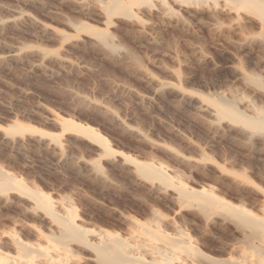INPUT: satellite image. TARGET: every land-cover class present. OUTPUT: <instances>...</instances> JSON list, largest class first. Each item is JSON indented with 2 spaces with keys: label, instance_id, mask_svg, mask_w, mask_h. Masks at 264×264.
Returning a JSON list of instances; mask_svg holds the SVG:
<instances>
[{
  "label": "rangeland",
  "instance_id": "1",
  "mask_svg": "<svg viewBox=\"0 0 264 264\" xmlns=\"http://www.w3.org/2000/svg\"><path fill=\"white\" fill-rule=\"evenodd\" d=\"M120 1L127 14L107 11L109 0H0L3 263L21 264L17 240L57 247L66 264H102L98 233L127 244L135 258L125 264H147L151 242L180 235L205 257L251 253L239 216L179 188L263 215L264 133L205 108L222 93L264 106V91L245 80L264 78L263 30L224 0ZM37 190L55 215L73 210L85 241L61 235Z\"/></svg>",
  "mask_w": 264,
  "mask_h": 264
},
{
  "label": "bare ground",
  "instance_id": "2",
  "mask_svg": "<svg viewBox=\"0 0 264 264\" xmlns=\"http://www.w3.org/2000/svg\"><path fill=\"white\" fill-rule=\"evenodd\" d=\"M146 0H143L145 2ZM185 2L196 3L205 2L208 0H183ZM218 3L219 0H213ZM225 5H227L232 11L251 15L255 18L257 24L264 32V0H224ZM107 11H117L118 13L127 14L128 9L120 0H109L108 4L105 6ZM250 84H253L264 91V78L255 75L245 78ZM242 100L244 106L248 109V113L242 112L237 109L235 102ZM235 94L224 95L218 94L217 98L211 103V105H205V108L211 114L220 115L221 117L228 118L235 122H241L245 127L249 128L250 133H264V106H254L248 100H243ZM19 126H10V129H18ZM84 131H91L89 127H83ZM264 140V137H263ZM136 167L146 175H152L160 179L166 180L168 177L162 168H155L147 163L138 162ZM2 176L1 186H7L10 181L5 179L4 174L1 172ZM179 191L185 196L195 195L200 198L201 204L204 206L208 205H224L228 213L236 214L242 221L251 228L248 234V239L251 241L250 249L251 253H243L242 258H223V259H213L205 257L200 254L197 250L190 247L188 241L183 236H174L169 239V242L163 244H156L151 242L149 249L151 253V259L147 261V264H175L173 261L178 259L176 264H187L185 259L179 258L177 255V246L179 250L184 252L188 257H194L201 255L203 259L201 264H264V203L262 204L261 210L263 215L261 217H255L251 215L246 210L239 209L234 206H230L228 203L223 202L216 196L206 195V190L190 191L185 187H180ZM34 197L36 203L41 206L48 214H51L55 220H57L62 226L60 228V233L64 237H71L79 241H85L84 231L74 222L70 217L73 210L71 208L67 209V214L63 216L55 215L48 200L46 194L40 191L30 192ZM149 238H156L157 233L154 231L146 230ZM100 239L99 242V256L98 260L102 264H125L129 260L135 257L129 254V250L126 249V243L122 242L120 239L113 237L110 234L98 233L96 236ZM59 240V239H58ZM60 241V240H59ZM15 246L20 248L21 255L24 257L20 261L21 264H34V255H41V260L39 264H66L62 255L64 251L57 247L52 246V249H32L29 246L13 241ZM61 242V241H60ZM63 243V242H61ZM64 246V245H63ZM66 246V244H65ZM0 264L3 263L0 257Z\"/></svg>",
  "mask_w": 264,
  "mask_h": 264
}]
</instances>
